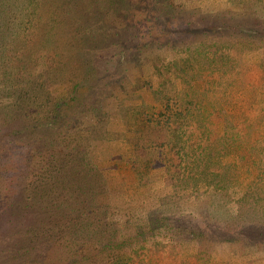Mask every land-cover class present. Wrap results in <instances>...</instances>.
<instances>
[{"label":"trees","instance_id":"1","mask_svg":"<svg viewBox=\"0 0 264 264\" xmlns=\"http://www.w3.org/2000/svg\"><path fill=\"white\" fill-rule=\"evenodd\" d=\"M131 1L0 0V153L4 149V156L9 157L5 165L10 163L11 156L21 154L28 163L25 172L32 176L30 184L39 188L33 197L41 213L37 220L42 223L41 240L35 244L28 237L26 243H31L27 250L42 247L37 263L47 262L49 254H74L65 256L64 264H70L72 259L83 263L89 258L103 261V254H128V259H139L135 264H148L143 258L155 253L146 245L147 240L140 241L136 235L125 240L121 234L115 238L105 235L104 223L95 215L90 197L91 190L104 186L103 175L86 156L84 139L108 138L112 132L101 121L89 125L87 136L72 126L82 112H99L101 96L105 91L111 92L117 83V74L109 68L115 69L123 60L130 59L126 51H130L132 36L120 33L122 7L118 4L125 3L128 7ZM140 1L141 7L155 6H149L152 0ZM174 1L161 2L159 11L165 17L178 9ZM106 5L111 11L108 16ZM82 10H87V16L81 14ZM229 21H224L222 26L230 28L231 39L220 38L222 33L212 31L216 29L215 22H207L211 38H198L199 44L194 48L186 44V54L177 59H152L147 71L150 75L141 78L133 91L142 96L139 110L132 114L124 112L120 104L125 98H119L124 92L113 91L121 117L127 121L129 146L133 147L131 155L116 157L130 164L139 177L144 176L146 168L164 166L165 180L174 190L183 187L190 190L188 195L203 197L210 219L222 223L233 235L227 239L240 241L246 238L237 236L242 225L237 220L244 215L236 212L240 200L249 203V188L256 182L232 172L235 161L223 163L221 159L232 152L231 148L239 147V143L235 146L242 138L239 131L244 132L252 125L244 122L248 121L249 113L232 108L238 106L233 87L247 82L234 77L232 68L241 61L243 46L264 47V29L260 31L258 26L243 20ZM191 28L178 31L187 33ZM176 29L171 31L177 33ZM213 35L219 37L212 38ZM110 42L120 46L121 51L109 53L104 48L101 51L104 43ZM253 69L254 82L247 83L245 88L264 91V60L254 63ZM37 70H43L49 81L38 82ZM143 72L146 71L143 69ZM217 86L220 94L216 93ZM144 95L150 99L146 100ZM213 120L223 121V136H214ZM22 134H28L25 142ZM240 160L238 164H244L245 158ZM261 174L259 170V180ZM237 186L239 190L235 189ZM14 199L15 196L0 208V216L13 206ZM17 204L23 206V214L33 205ZM233 206L235 210L231 209ZM248 225L251 239L264 236V218ZM198 230L203 231L200 228L191 233L198 235ZM260 242L263 245L264 240ZM155 244L162 245L158 240ZM121 263L114 259L113 264Z\"/></svg>","mask_w":264,"mask_h":264},{"label":"rangeland","instance_id":"2","mask_svg":"<svg viewBox=\"0 0 264 264\" xmlns=\"http://www.w3.org/2000/svg\"><path fill=\"white\" fill-rule=\"evenodd\" d=\"M163 1L166 0L148 2L149 6L152 4L155 5L154 7H141L140 0H132L130 2L132 5L128 7L125 3L118 4L122 7L119 18L123 22V27L120 33L124 36H132L128 49L130 51H126L130 59L129 61L123 60L122 65L120 64L115 69L110 70L109 68L110 72L117 74V83L113 84L115 86L111 92L110 90L105 91V94L101 96L102 108L99 112L88 111L85 114L82 112L72 125L82 136L89 134V125L96 121L104 123L106 128L112 132L111 137L108 138L101 136L84 139L87 149L86 156L93 160L103 175L104 186L90 192L95 215L104 223L103 228L107 236L115 238L121 234V238L125 240L136 235L140 241L147 240L146 245H149L155 252L152 257L143 258L148 264H264V243L262 245L260 242L264 240V236L256 239L248 236L250 234L248 223L264 218V91L258 88H245L247 83L252 85L254 82L252 79L255 76L254 63L264 60L262 49L264 47L247 49L243 46L242 49L245 51L240 55L241 61L232 68L234 77L244 78L247 81L245 85L235 86V89L240 88V91L230 86V88L233 87V96L238 105L232 108L249 113L248 121L244 122L252 123V125L244 132L239 131L242 138L235 142V146L239 143V147L235 150L231 148L232 152L229 155L224 154L221 159L223 163L235 161L237 164L232 172L241 178L247 180L251 178L256 182L249 188L251 192L248 198L249 203L240 200L236 212V215H244L237 220L238 224H242L239 226L241 229L237 236H244L245 240L227 239L233 235L226 231L222 223L210 219L212 216L209 215L202 200L203 197L200 199L188 195L190 190L187 191L183 187L174 190L172 184L165 180L164 166L146 168L147 172L143 173L144 176L139 177L130 164L121 157H116L131 155L130 149L133 148L129 146L127 139L130 133L126 130L128 127L126 118L121 117L119 108L121 106L124 112L128 111L130 114L141 108L142 96L133 91L141 78L150 75L147 71L151 68L152 59L169 60L184 56L186 44L194 48L199 44L198 38L210 37V29L208 31L207 28L210 24L207 22L214 21L216 29L212 31L222 33L223 35H219L220 38L224 36L226 39H231L230 28L222 26L227 19H230V23L243 20L248 25L258 26L256 28H260V31L264 29V0H175L174 3L178 4V9L167 16L168 19L159 11ZM106 7L105 11L108 16L111 11L107 5ZM87 13V10L81 12L84 16H87ZM111 17L114 18V16ZM188 26L192 27L189 33L178 31ZM174 28H177V33L171 31ZM162 32H165V35H161ZM219 36L213 35L212 38ZM145 43L147 45H144ZM104 44L106 46L107 43ZM105 46L101 47V51L103 48L109 53L121 51V47L113 42ZM143 69L146 72H143ZM36 73L38 82L49 81L43 70H37ZM179 82L177 78L178 86ZM233 83L236 84L234 81ZM221 84L224 85L225 82L222 81ZM217 88L216 93L220 94L219 86ZM113 91L119 94L124 92V95L119 98L124 97L125 102L121 101L120 106ZM144 96L146 100L150 99L149 95ZM243 97L246 101L245 99L240 100ZM213 123L211 126L214 136H223L225 131L223 121L218 120ZM249 130L253 136L247 134ZM27 135L22 134L24 142L28 138ZM21 152L24 151L21 149ZM4 153V149L1 150L0 208L7 206L6 202L11 201L13 196L16 199H14L13 206L4 213L5 215L0 216V264H32L33 262L35 264H64V257L74 254H49L48 259L45 260L47 262L37 263L42 255L39 254L42 247L27 250L26 247H30L31 244L29 242L26 245L28 237L29 240L33 239L35 244L41 240L39 231L42 223L37 222L41 213L35 206L38 203L34 202L33 197L39 188L30 184L32 176L30 173L26 174L25 168L28 163L26 164L21 154L11 156L10 163L5 165L9 157H5ZM117 158L120 159L114 164L118 165L114 166L112 162ZM240 158H245L244 164H238L242 162ZM259 170H262L260 180L257 177ZM235 189L240 188L237 186ZM44 198V200L47 199L45 196ZM26 202L33 205H30L26 209L27 212L23 214V206L17 203ZM227 205L233 204L228 203ZM231 209L235 210L234 206ZM200 228L207 234L205 235V232L201 230L197 231L199 236L191 233L192 230ZM157 240L161 242V246L155 244ZM101 256L104 258L103 261L89 258L83 263V260L73 261L72 259L70 264H113L116 258L125 264H135L139 260L128 259V254H103Z\"/></svg>","mask_w":264,"mask_h":264}]
</instances>
